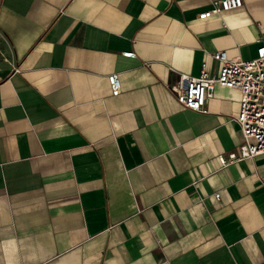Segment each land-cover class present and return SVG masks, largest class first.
<instances>
[{"label":"crops","instance_id":"1","mask_svg":"<svg viewBox=\"0 0 264 264\" xmlns=\"http://www.w3.org/2000/svg\"><path fill=\"white\" fill-rule=\"evenodd\" d=\"M213 1L0 0V264H264V153L219 160L239 92L174 94L264 41V0Z\"/></svg>","mask_w":264,"mask_h":264},{"label":"built area","instance_id":"2","mask_svg":"<svg viewBox=\"0 0 264 264\" xmlns=\"http://www.w3.org/2000/svg\"><path fill=\"white\" fill-rule=\"evenodd\" d=\"M242 0H214L210 9L198 14L204 19L221 12L238 8ZM124 56L133 57L132 51ZM217 63V71L210 73L207 63L201 64L198 76L180 74L174 86L177 101L187 109L198 112L208 111V100L213 95L215 85L235 89L239 92V108L234 116L242 134L236 150L227 155H220L222 165L253 157L264 153V41L256 50V56L250 59L229 58L224 50L210 54ZM111 93L116 95L121 90L117 73L108 76ZM219 197V193L215 194Z\"/></svg>","mask_w":264,"mask_h":264},{"label":"rangeland","instance_id":"3","mask_svg":"<svg viewBox=\"0 0 264 264\" xmlns=\"http://www.w3.org/2000/svg\"><path fill=\"white\" fill-rule=\"evenodd\" d=\"M3 50H4V45H3V42H2L1 37H0V54Z\"/></svg>","mask_w":264,"mask_h":264}]
</instances>
